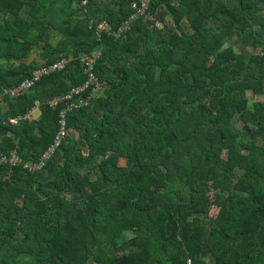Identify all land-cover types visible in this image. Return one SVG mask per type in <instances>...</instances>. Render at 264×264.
<instances>
[{"label": "trees", "instance_id": "obj_1", "mask_svg": "<svg viewBox=\"0 0 264 264\" xmlns=\"http://www.w3.org/2000/svg\"><path fill=\"white\" fill-rule=\"evenodd\" d=\"M140 1L0 0V95L70 59L0 100V158L53 142L83 54L105 84L44 167L0 164V264H264V0H151L126 37L92 27Z\"/></svg>", "mask_w": 264, "mask_h": 264}, {"label": "built area", "instance_id": "obj_2", "mask_svg": "<svg viewBox=\"0 0 264 264\" xmlns=\"http://www.w3.org/2000/svg\"><path fill=\"white\" fill-rule=\"evenodd\" d=\"M88 1L89 0H84V4H87ZM150 5L151 0L134 2L132 4V8L134 10L133 15L119 29H115L114 25L106 19L102 21L92 20V27L95 25L96 32L99 37L102 36L103 33H111V35L118 38L126 37L132 29L133 23L148 14ZM101 54V50H98L93 54H83L81 56V62L85 67V73L87 75L85 84L72 88L71 92H69L65 97H54L51 100V103L55 106L58 105L62 99H68V104L60 113L59 130L53 142L41 154V156L36 160L25 161L23 156L15 149L10 155H4L0 158V164L10 163L13 165L24 163L25 166L29 167L31 170L42 168L47 164L48 160L58 151L72 132V128L70 127L68 120L69 112L77 108L89 106L96 97H99L104 92L105 84L101 81L96 71L98 58ZM69 61L70 59L65 57L57 61L41 63L32 71L31 75L23 78L14 87H5L3 93L0 95V100L7 95L15 97L24 94L29 91L36 81H38L43 75L52 71H61L67 68ZM34 110L35 108L28 113L11 117V123H19L23 118L34 119L36 116L34 115ZM188 264H191V259L188 260Z\"/></svg>", "mask_w": 264, "mask_h": 264}, {"label": "rangeland", "instance_id": "obj_3", "mask_svg": "<svg viewBox=\"0 0 264 264\" xmlns=\"http://www.w3.org/2000/svg\"><path fill=\"white\" fill-rule=\"evenodd\" d=\"M39 55H40V49L38 48V49H36V51L33 52L32 57H39ZM40 58H41V56L39 57V59H40ZM41 61H42V60H41ZM259 98H260V99H263L264 97H263V96H259ZM34 112H35L36 115H39V113H41V109H40V107H37V108L35 109ZM217 210H218V208H217L216 206H212V207L210 208L209 214H210L211 216H213V215L216 214Z\"/></svg>", "mask_w": 264, "mask_h": 264}, {"label": "crops", "instance_id": "obj_4", "mask_svg": "<svg viewBox=\"0 0 264 264\" xmlns=\"http://www.w3.org/2000/svg\"><path fill=\"white\" fill-rule=\"evenodd\" d=\"M35 109H36V108H35ZM34 111H35V110H34ZM34 115H36L35 112H34ZM39 115H40V113H39ZM36 116H38V115H36Z\"/></svg>", "mask_w": 264, "mask_h": 264}]
</instances>
